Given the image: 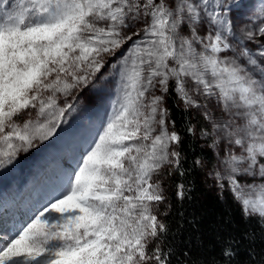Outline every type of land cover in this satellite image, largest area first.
<instances>
[{"label":"snow or ice","instance_id":"6c2138e0","mask_svg":"<svg viewBox=\"0 0 264 264\" xmlns=\"http://www.w3.org/2000/svg\"><path fill=\"white\" fill-rule=\"evenodd\" d=\"M91 89L109 90L107 118L27 220L0 226V264L190 257L159 218L162 181L187 174L173 93L203 121L187 132L214 153L220 192L264 227V0H0V168L56 135ZM173 195L191 199L183 180ZM243 239L222 236L213 264H236Z\"/></svg>","mask_w":264,"mask_h":264},{"label":"trees","instance_id":"16d2710c","mask_svg":"<svg viewBox=\"0 0 264 264\" xmlns=\"http://www.w3.org/2000/svg\"><path fill=\"white\" fill-rule=\"evenodd\" d=\"M166 105L175 120L176 130L184 139L182 148L187 174L183 178L177 177L174 180L172 177H166L162 181L168 201L161 205L159 218L169 225L175 235L174 244L177 250L184 248L190 250V257L177 258L179 264H183L185 260H190L194 264H213L214 261H219V241L222 236L227 235L238 239L244 238L236 257V264H252V261L259 264V259L264 254V227L256 220H245L231 193L227 190L221 193L209 183L206 176L214 162V153L206 146L205 141L200 139L199 132L195 136L187 132L189 126L201 128L202 119L194 110L185 113L174 93L168 97ZM198 159L204 160L203 169L193 167L194 161ZM181 180L186 183L191 195V199L182 203L173 195L175 183ZM1 202L3 204H0V215L2 212L10 211L14 205L5 198ZM245 234H251L253 238L250 239Z\"/></svg>","mask_w":264,"mask_h":264},{"label":"rangeland","instance_id":"374dc122","mask_svg":"<svg viewBox=\"0 0 264 264\" xmlns=\"http://www.w3.org/2000/svg\"><path fill=\"white\" fill-rule=\"evenodd\" d=\"M245 2L255 6L259 4V0ZM128 47L130 44L125 46V52ZM118 59L119 56L109 58L103 70L105 75L112 70V65ZM116 78L118 79V74ZM112 88L114 89V85ZM108 91L106 89L103 94H98L99 89L85 90L76 101V109L67 116L56 135L28 152L20 153L13 164L0 168V202L4 198L14 200L12 209L0 215V226L11 228L27 220V213L32 205L52 191L62 175L72 167L82 143L90 138L101 120L107 118L110 111ZM216 163L214 155V162L206 177L219 190L215 180L209 175ZM160 211L159 209V216Z\"/></svg>","mask_w":264,"mask_h":264}]
</instances>
